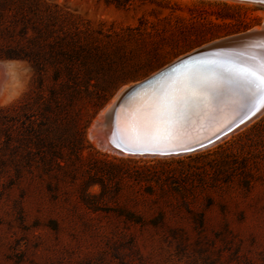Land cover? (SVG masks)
Masks as SVG:
<instances>
[{
  "label": "rangeland",
  "instance_id": "1",
  "mask_svg": "<svg viewBox=\"0 0 264 264\" xmlns=\"http://www.w3.org/2000/svg\"><path fill=\"white\" fill-rule=\"evenodd\" d=\"M260 2L0 0V264H264V111L172 156L90 132L121 88L262 27Z\"/></svg>",
  "mask_w": 264,
  "mask_h": 264
},
{
  "label": "bare ground",
  "instance_id": "2",
  "mask_svg": "<svg viewBox=\"0 0 264 264\" xmlns=\"http://www.w3.org/2000/svg\"><path fill=\"white\" fill-rule=\"evenodd\" d=\"M259 30H264V25L262 27L251 28L247 31ZM252 43L251 47L245 51L250 54L244 56L245 63L253 65L257 61L264 62V39ZM198 49L197 47L184 53L160 68ZM201 68V65L196 66L192 64L175 67L172 72L163 75L147 86L132 93L123 105H119L114 110L112 122H108L105 125L107 109L119 94L125 88L143 80L157 70L121 88L100 111L90 128L91 135L95 136L96 143L111 152L129 156L178 155L179 152L177 149L183 151L181 153L189 152H184L186 150L183 147H189L198 140V143H200L212 133L216 134L223 127H226V123H229L232 117H236L243 112L245 113L246 110L241 109V105L243 104V100L247 98V93L242 87L227 79L225 76L227 69L223 70L220 66H215L213 71H210L211 69ZM177 97L181 98L182 102L174 105V114L169 123L172 133L171 138L168 140L138 138L142 135L145 124L151 121L153 114L160 111ZM259 100V98L256 99L253 105ZM263 111L264 105L250 119L239 124L208 145L219 141L229 133L250 122ZM136 151L147 152L144 154H135ZM170 151H174V153L164 154V152L169 153Z\"/></svg>",
  "mask_w": 264,
  "mask_h": 264
},
{
  "label": "water",
  "instance_id": "3",
  "mask_svg": "<svg viewBox=\"0 0 264 264\" xmlns=\"http://www.w3.org/2000/svg\"><path fill=\"white\" fill-rule=\"evenodd\" d=\"M260 39H264V30L245 31L243 33L228 36L226 38L219 39L217 41H213L206 45L200 46L198 47V50L190 52L176 59L167 66H164L153 74L147 76L143 80L125 88L116 98V100L112 103V105L107 109L105 125L108 122H112L114 110L119 105H123L129 99L132 93L147 86L148 84L152 83L163 75L172 72L175 67H178L180 65L192 64L196 66L201 65V69H211L210 71H213V68L215 66H220L223 70L228 69V66L232 64H238L241 66H252L251 64L248 65L245 63L244 56L250 55L245 51L246 49H249L251 47V45L253 44L252 42L261 41ZM259 62L262 61H257L256 63ZM256 99H258V97L251 100L245 98V100H243V104L241 105V109L246 110L245 113L243 112L236 117H232L231 121L229 123H226V127H223L216 134L212 133L200 143H198V140L196 141L197 144L192 143L189 147H183L184 150H186L184 152L193 151L197 148H202L210 144L211 142L219 139L220 137L228 133L231 129L237 127L239 124H242L243 122L250 119L264 105V101L261 100H259L255 105H253ZM177 151L179 153L183 152L179 149H177ZM146 152L147 151H136L135 154H144ZM172 153H174V151H170L169 153L164 152V154Z\"/></svg>",
  "mask_w": 264,
  "mask_h": 264
},
{
  "label": "snow or ice",
  "instance_id": "4",
  "mask_svg": "<svg viewBox=\"0 0 264 264\" xmlns=\"http://www.w3.org/2000/svg\"><path fill=\"white\" fill-rule=\"evenodd\" d=\"M225 76L242 87L247 93L248 99L258 97L261 101H264V62H254L252 66L229 65ZM180 102H182L181 98H174L164 108L154 113L151 121L145 124L142 135L138 138L170 139L172 133L169 123L174 114V105Z\"/></svg>",
  "mask_w": 264,
  "mask_h": 264
}]
</instances>
